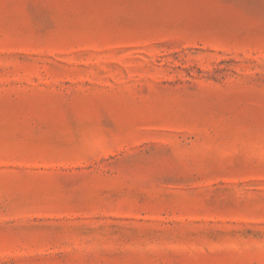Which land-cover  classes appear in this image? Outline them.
Wrapping results in <instances>:
<instances>
[{
	"label": "rangeland",
	"instance_id": "1",
	"mask_svg": "<svg viewBox=\"0 0 264 264\" xmlns=\"http://www.w3.org/2000/svg\"><path fill=\"white\" fill-rule=\"evenodd\" d=\"M0 264H264V0H0Z\"/></svg>",
	"mask_w": 264,
	"mask_h": 264
}]
</instances>
